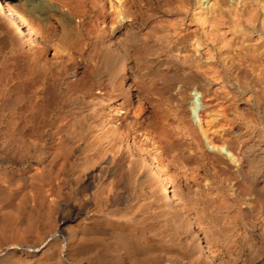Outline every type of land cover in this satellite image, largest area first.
Wrapping results in <instances>:
<instances>
[{
  "label": "bare ground",
  "instance_id": "6f19581e",
  "mask_svg": "<svg viewBox=\"0 0 264 264\" xmlns=\"http://www.w3.org/2000/svg\"><path fill=\"white\" fill-rule=\"evenodd\" d=\"M31 6L0 0V264H264V0Z\"/></svg>",
  "mask_w": 264,
  "mask_h": 264
},
{
  "label": "rangeland",
  "instance_id": "374dc122",
  "mask_svg": "<svg viewBox=\"0 0 264 264\" xmlns=\"http://www.w3.org/2000/svg\"><path fill=\"white\" fill-rule=\"evenodd\" d=\"M9 1H12L15 5H19L23 2L27 5V7L31 6V4H33V5L35 4V0H9ZM42 7H43V5H39V6L37 5V8L34 7V9H36V14L38 15L40 22L42 24H44V7L43 8ZM0 26H1V24H0ZM0 32H1V29H0ZM1 36L2 35H0V38H1ZM0 41H1V39H0Z\"/></svg>",
  "mask_w": 264,
  "mask_h": 264
}]
</instances>
